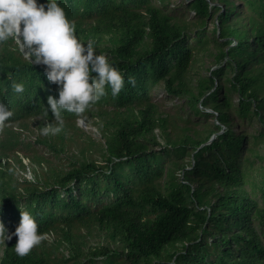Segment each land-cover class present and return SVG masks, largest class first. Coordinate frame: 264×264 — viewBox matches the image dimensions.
Masks as SVG:
<instances>
[{"label": "trees", "instance_id": "obj_1", "mask_svg": "<svg viewBox=\"0 0 264 264\" xmlns=\"http://www.w3.org/2000/svg\"><path fill=\"white\" fill-rule=\"evenodd\" d=\"M188 1L201 17L214 16L218 29L209 50L215 68L197 80L194 91L186 85L189 71L195 51H207L208 40L201 33L191 37L189 22L164 12L162 0L160 6L151 0H58L77 36L105 53L125 83L117 96L106 86V94L82 115L65 111V125L55 135L41 133L46 123L41 114L47 96H58L59 86L47 80L45 65H31L23 57L13 39L0 42V101L14 112L0 127L5 133L0 143V219L14 231L20 210H28L44 234L24 256L14 250L17 236L7 246L0 244V264H93L95 259L154 264L163 255L173 264H264V228L256 226H264V183L258 188L259 201L241 170L245 160L251 163L244 155L254 152L253 141L237 120L256 117L264 123V0H217L222 5ZM13 81L22 82L24 90L14 91ZM158 84L172 97L187 94L195 113L215 116L217 124L204 136L188 118L177 127L151 99L150 89ZM206 109L212 113H204ZM87 118L104 141L102 164L83 156L67 169L52 168L51 157L64 152L72 136L85 135L75 122ZM47 119H53L51 112ZM30 121L37 128L33 143L49 156L23 144L19 131L28 130ZM214 134L216 139L208 143ZM20 145L31 152L25 156L33 166V180L15 177V169H23L15 154ZM168 152L177 157L172 164L182 181L163 191L158 181ZM87 237L97 244L89 246Z\"/></svg>", "mask_w": 264, "mask_h": 264}, {"label": "clouds", "instance_id": "obj_2", "mask_svg": "<svg viewBox=\"0 0 264 264\" xmlns=\"http://www.w3.org/2000/svg\"><path fill=\"white\" fill-rule=\"evenodd\" d=\"M9 39L15 41L31 65H45L47 80L59 86L58 96L49 94L47 104H43L41 117L46 121L41 129L43 135L60 133L65 125L64 112L84 114L106 94V86L113 96L124 87L121 71L109 62L105 53L96 51L92 41L85 43L77 36L74 23L58 0H0V42ZM12 86L16 92L25 87L15 81ZM49 112L53 116L50 122ZM13 115L8 104L0 101V127ZM13 236L18 237L14 250L20 256L28 254L44 239L35 216L28 210H20V221L14 231L0 219V244L7 246L6 241Z\"/></svg>", "mask_w": 264, "mask_h": 264}, {"label": "rangeland", "instance_id": "obj_3", "mask_svg": "<svg viewBox=\"0 0 264 264\" xmlns=\"http://www.w3.org/2000/svg\"><path fill=\"white\" fill-rule=\"evenodd\" d=\"M163 6L162 10L164 12H169L170 15L178 18V19H184L185 21L189 22V33L191 34V37H197V33H201L203 36V39L208 40L207 44H205V48H207V51L197 49L195 51V61L191 64V68L189 71L188 79H187V87H190L194 91V87L196 85V82L199 78L205 77L209 74V70H213L215 68L214 59L212 56L209 55V50H212L214 48V41L218 37V29L216 25V18L214 16H205L201 17L197 12L188 7V0H162ZM151 3H153L156 6H160L161 0H151ZM219 4L222 5V3H219L217 0H213V3L211 2V5ZM199 20L203 21V24L200 25L198 22ZM192 45H196V41H191ZM206 50V49H205ZM23 55V53H22ZM26 59H28L26 56L23 55ZM150 96L153 102L160 105L161 110L170 116V121L175 123L177 127H182L183 125V119L188 118L190 121V126L195 127L196 130L199 131L200 136H204L206 134V131L212 127V124H217L215 116H202L195 113L194 109L191 107L190 104L186 102L187 94L185 96L180 97H172L168 95L165 92V89L162 84H158L155 86H152L150 89ZM233 102L235 105H237L238 100L237 96L232 95ZM204 113L211 112L210 109L203 110ZM182 119V120H181ZM237 120L239 121V125H241L242 130H245L249 133V137L252 139L251 147L254 149V152L247 153L244 155V157L250 156V164L245 160L241 170L245 171L248 175V188H252L256 190L255 197L261 201L260 193L258 188L262 186L264 183V137L260 133L264 132V123H260L257 121L256 117H253L252 119L242 120L239 117H237ZM82 122V123H81ZM76 127L81 129L85 135L78 136L74 135L72 136V140L67 141V148L64 152H62L59 156H52L51 166L55 169H67L71 163H73L76 158L80 159L86 157L88 160H94L98 161L102 164V161H104L102 157L101 148H104V141L101 139L100 135L96 133L95 126L91 119H77L76 120ZM263 124V125H261ZM16 128H13V130ZM221 129L224 130V126H221ZM233 131L236 130V128L231 127ZM222 130L219 131V133L222 132ZM18 131V130H17ZM172 131L171 129L169 132ZM72 131H69L68 134H71ZM175 132H180V130L177 128L175 129ZM20 138L23 142V144L29 143L33 150L49 156V153L45 151V148L37 145L36 143H33L35 138L37 137V128L36 124L33 121H30L29 129L19 131ZM157 141L163 146L165 141L161 137L160 131L155 130L154 131ZM181 134V132H180ZM216 134H214L208 143L211 142V140L216 139ZM174 137V136H173ZM5 138V133L0 132V143ZM257 139V140H255ZM90 140H92L94 143H90ZM76 142V145H75ZM82 150L83 152H80ZM154 150L159 151L160 147H155ZM254 153H257L259 157H256ZM15 154L21 158L23 169L16 168L15 169V177L22 181L23 179L26 180H33V172L32 168L33 166L30 164L29 159L25 156L26 154H31L30 151H25L23 147L20 145L17 149H15ZM6 159H4L5 161ZM177 160V157L172 153L168 152L167 154L163 155V158L161 160V166L164 168V173L161 179H159V185L160 188L163 191L167 190V187L171 183L178 184L181 180V173L177 171L175 167H173V162ZM3 161V162H4ZM189 161V157L185 158V162ZM9 164L15 165V161L12 159H9ZM37 172L40 173V170L37 168ZM256 226L258 231L264 228V226L258 225L256 222ZM52 238V237H51ZM48 238V239H51ZM87 242L89 246H93L97 244V239L93 237H87ZM180 245H178L179 247ZM171 252H173L172 249H170ZM66 255V253H65ZM0 257H1V248H0ZM173 264V260H167L165 259V256L161 259L154 260V264ZM93 264H106L101 259H95V263Z\"/></svg>", "mask_w": 264, "mask_h": 264}, {"label": "bare ground", "instance_id": "obj_4", "mask_svg": "<svg viewBox=\"0 0 264 264\" xmlns=\"http://www.w3.org/2000/svg\"><path fill=\"white\" fill-rule=\"evenodd\" d=\"M39 175V174H38Z\"/></svg>", "mask_w": 264, "mask_h": 264}]
</instances>
